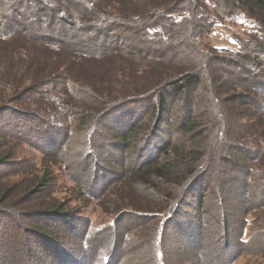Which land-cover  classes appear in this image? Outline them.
I'll list each match as a JSON object with an SVG mask.
<instances>
[{"label":"rangeland","instance_id":"374dc122","mask_svg":"<svg viewBox=\"0 0 264 264\" xmlns=\"http://www.w3.org/2000/svg\"><path fill=\"white\" fill-rule=\"evenodd\" d=\"M92 1L97 11L105 16L137 15L146 6V0ZM147 1L160 7L171 0ZM214 1L206 3V10L218 17L223 3L219 1L213 7ZM27 3L32 11L35 0H27ZM230 5H235L240 11L239 17L220 21L210 34L200 35L202 46L235 51L240 49V42L246 41V44L257 39L264 47V11L258 8L248 10L242 0ZM89 6L92 4L89 3ZM65 16L63 22L51 29L59 35L64 31L66 45L85 42L86 47H77L81 55L76 54L77 51L61 48L63 46H59L58 42L34 44L32 57H26L29 48L21 50L24 66L17 75L18 84L6 88L0 84V106L10 105L32 115L40 113L42 117H47L43 113L48 109L45 106L50 107L49 102H45V91H48L52 98L71 101L72 107L85 106L89 115L84 122L79 121L81 118L77 122L72 119L76 114L67 112L60 124L54 122L55 127L62 126L59 130L61 135L67 129L68 134L63 135L65 140L58 134L45 136L44 141L37 138L29 140L24 134L26 138H18L14 134L6 136L5 131L0 130V156L8 161L6 166L0 167V209L7 217L1 218L0 224V264H102V259L108 255L110 264H264V181L260 186L256 183L258 178H255L257 173L264 179V112H256L252 106L243 103L228 105L241 114L231 122L234 126L239 125L232 127V135H238L247 148L254 150V160L236 152H225L227 157H223L224 160L218 158V152L211 155L208 163L199 167L201 176L204 175L203 185H209L206 194H203L204 189L201 193L205 201L202 210H197L199 199L194 196L203 188L199 186L186 199L185 203L190 204L180 209L184 217L175 221L177 229L171 230L167 226L165 232H161L158 252L156 236L160 223L174 208V205L169 208L164 195L172 198L171 204L177 202L181 205V199H176L180 187L177 183L169 185L149 178L146 181L150 185H144L139 178L142 168L146 167L145 163L162 160L159 154L164 146L160 141L162 138L152 140V136H143L148 134L150 117H139L132 123L128 120L117 122L119 119L115 117L112 120L107 118L105 128L99 123L94 124L89 143L87 133L95 117L98 114L104 116L110 104L139 94L153 96L156 84L176 75L178 70L187 69L182 59L186 50L179 48L174 54L146 56L143 59L138 57L137 49H133L137 46L129 45L139 36L129 33L121 34L120 40L115 36L106 41L101 38L103 49L91 48L87 43L95 37L94 33L81 32L78 28L88 18L83 20L75 14L70 21L69 16ZM32 17L34 15L30 14L28 18L32 21ZM41 28L46 29L47 26L43 24ZM261 33L263 39L256 38ZM9 43L6 46L13 45ZM171 56L174 58L169 61ZM5 63L9 67L7 59H0V74H3L1 71L5 69ZM50 63L55 64L56 75L51 76L54 79L52 85L42 88L44 98L34 93L14 100L17 92L32 86L33 80L41 79L44 65ZM248 65L259 70L253 62ZM63 77H66L64 83L61 82ZM141 87L143 90L140 92ZM198 92L201 93L202 89ZM231 92L258 95L259 101H264L263 91L250 84H235L226 90L221 89L218 97ZM88 93L97 95L99 99H90ZM199 93L197 100L193 101L194 109L208 111L209 104L204 98H199ZM76 94L77 97L74 96ZM53 105L58 113H61L62 107H70L58 101ZM173 107L180 110L182 105L175 101ZM175 113L177 116L170 126L171 135L163 139L173 142L175 146L178 144L182 148V155L189 149L198 151L209 147L212 131L204 125L209 117L204 114L194 120L203 127L202 135L181 138L178 125L174 123L178 119V113ZM48 119L52 120V116ZM220 119H225V115L219 113ZM124 122L136 130L125 143L117 130L124 128L121 126ZM157 143L160 145L157 146ZM87 144L89 147L84 155L83 148ZM174 155L170 151L167 158L172 159ZM54 211L70 217L69 223L57 215L52 218L37 215L38 212ZM201 219L203 222L199 227L197 221ZM87 225L88 242L100 243L95 250L89 243L85 247L79 242L80 232H85L83 228ZM111 225L113 230L109 228ZM195 227L201 231L199 236V232L195 236L198 240L194 241L195 237L188 240L187 235L192 234ZM36 231L50 235V240L44 238L45 245H42L36 239ZM175 234L185 236L174 240L171 237ZM224 234L228 242H233L228 250L222 249L224 243L221 239L215 241ZM236 238L247 241V246H235ZM213 241L218 242L221 248L209 249Z\"/></svg>","mask_w":264,"mask_h":264},{"label":"trees","instance_id":"16d2710c","mask_svg":"<svg viewBox=\"0 0 264 264\" xmlns=\"http://www.w3.org/2000/svg\"><path fill=\"white\" fill-rule=\"evenodd\" d=\"M59 1L64 7L58 4ZM209 1L211 0H171L167 5L155 7L153 6V2L148 4L146 0V6L140 14L105 16L97 11L92 0H55V2L54 0H35V6L32 11L29 9L27 0H0V59H7L9 63H7L9 67H6V63L4 64L5 67L3 68L5 69L1 71L3 74H0V84L5 86L4 88L8 86H17V75L24 66V60H22V54L20 52L23 49L26 50L29 48L26 57H32L35 50L34 44H55L58 42L60 44L59 46H63L61 48L77 51L76 54L81 55L77 47H86L85 42L66 45L64 31L62 32L63 35H59L51 29L53 26L63 22L66 18L65 15L69 16L70 21L74 18L75 14L79 15L83 20H85L86 17L88 18V20L86 19V23L78 28L81 32L86 31L94 33L95 37H92V39L90 38L87 43L91 48L101 49L104 47L101 38H104L103 40L106 41L110 37L115 36L120 40L122 37L121 34L129 33L139 36L137 40L131 41L129 45H136L137 47H133V49H137L138 57L143 59H145L146 56L163 57L168 53L174 54L179 48L186 50L182 59L186 62L187 69L178 70L176 75L156 84L157 86L152 92L154 93L153 96H150V94H139V96L110 104L104 116L98 114L95 117V122L92 124L91 130L87 133V143H89V135L93 132L92 128L94 124L99 123L105 128V119L107 118L112 120V118L115 117L119 119L117 122L128 120V122L131 121L132 123L136 118L140 117L141 119L146 115L150 117L151 124L147 130L148 134H144L143 136H152V140L162 138L161 140L159 139L164 145L159 152V154H161L160 156H162V160H159V162L157 159H154L151 162L145 163L146 167L142 168V173L139 178L144 185H150V183L146 181L149 178L154 181H163L165 182L164 184L169 185L177 183L180 187L178 188L179 192L176 199H181V205H178L177 202L171 204L173 203L172 198L164 195L169 202V208L172 205H174V208L172 211H168L167 215L160 223L158 229L159 233L156 236V250L158 252H160L159 250L161 247V232H165L164 228L167 226L171 230L177 229L175 221L184 217L180 209L190 204L185 203V201L199 186H203V188H201L197 194L194 191V196L195 199H199L198 204H196L197 210H202L205 202L203 194H206L205 192L209 189V185H203L204 175L201 176L199 167L202 164L208 163V159L211 155L214 156V154L218 152V158L224 160V158L227 157V155H224L225 152H236L241 156L245 155L247 156L246 158H252L254 160V150L247 148L246 144L238 135H232V127L237 128L239 125L234 126L231 122H234L237 116L241 114L237 111H233V108H229L228 105L234 106L243 103L252 106L256 112H264V101H259L258 95L246 94L244 92H231L223 97H218L221 94V89L226 90L235 84H250L252 87H257L260 92L263 91L264 93V60H262V58H264V47L257 39L247 41L248 44H245L246 41L243 43L240 42V49L235 51L220 47L202 46L200 35L210 34L215 25L220 21L227 19L231 21L234 19L233 17L238 18V13L240 12L235 5H230V3H236L241 0H213L215 2H212L213 7H216V3H219V1L223 3L217 17L206 10V8H208L206 7V3ZM89 3L92 4L91 7H88ZM242 4L245 5L248 10L258 8L264 11V0H251L250 2L249 0H242ZM63 9H65V11ZM30 14L34 15L32 21L28 18ZM43 24L47 26V31L41 28ZM261 35L262 33L256 35V38L261 37ZM261 38L263 39V37ZM261 38L258 39L261 40ZM9 42L13 43V45L6 46V44H10ZM25 42L28 43L26 44ZM260 55H262V57ZM173 58L174 56H171L169 61ZM249 62H253L256 67H259V70L256 71L255 68L248 65ZM55 67V64L52 63L46 66L44 65L42 69L44 75L41 79L33 80L34 83L32 86L27 87L24 91L17 92L18 94L13 97L14 100H18L20 97H23L24 94L33 95L34 93H36L37 97L44 98V96H42V88L53 84L54 79L51 76L54 74L56 75ZM34 78L35 76L33 75L32 79ZM65 80L66 77H63L61 82L64 83ZM200 89H202L203 93L198 92ZM139 90L141 92L143 90L142 87ZM45 92H47L45 93V95L47 94V96H45V98L47 97L45 102H49L48 104L50 107L45 106V108L48 109H45L44 113H42L43 115L47 114V117H42L40 113L32 115L10 105H1L0 130H4L6 136L14 134L18 138L27 137L29 140L30 138L43 140L47 138L45 136H53V134L61 135L59 130H61L60 128L62 126L59 125L60 127H55L56 125L54 122L57 121L60 124V120H65L64 116L67 112H74L76 115L72 119L77 120V122H84L87 119V115L89 114L86 113L88 109L85 106L81 107L76 105L72 107L71 101L62 98H52L53 96L51 97L48 91ZM76 92L80 93L78 90ZM84 93L85 91H83V94ZM198 93L200 95L199 98L207 100L209 104L208 111L207 109L200 111H197L196 108L194 109L193 101L197 100ZM74 96L77 97L78 95L76 94ZM88 96L90 99L92 97L94 101L96 100L95 97H97V95L91 93H88ZM97 99L99 98L97 97ZM50 101L53 103L58 101V103L65 106L70 105V107H62L60 109L61 113H58L57 109L55 110L53 103ZM175 101H179L180 105H182V107L179 108L180 110H176L173 107ZM175 112H179L178 119L175 120L174 123L178 125L177 129L181 138H186L193 134L195 136L202 135L203 127H200V124H196L194 120L204 114L209 117L207 123H204L205 127H209L212 131V143L209 147H204L198 151H195L194 148L189 149L185 152V155H182V148L177 146L178 144L175 146L173 142L163 139V137H169L171 135L170 126L175 119V115L177 116ZM219 113L224 114L225 119H220L219 121ZM50 116H52V120L48 119ZM79 118H81V120L78 121ZM127 125L128 123L125 124L124 122L121 125L124 126V128L120 130L117 129L119 131L118 135H120L123 143L127 142L130 135L134 134L136 131L131 125L126 127ZM67 134L68 131L66 129L64 134L62 133L60 137L65 140L63 135L65 136ZM158 144L159 143H157V146ZM88 147V144L84 146V155ZM170 151H173L175 154L172 159L167 158ZM142 154L144 156L145 152ZM149 158L151 157H147L146 159ZM7 162L4 156H0V167L6 166ZM255 178H258V182H256L258 183L257 185L261 186L264 179L257 173H255ZM203 189L204 192L201 195ZM175 207H178V209ZM37 215H43L47 218H52L53 215H57V217L63 218V220L68 223L70 221V217H66L67 215L58 211L52 213L38 212ZM1 218H7L2 209H0V224L2 225ZM202 222V219L197 221V226L200 227ZM112 226L113 225L109 227L110 230H113ZM87 227L88 225L84 226L83 230H86L85 232L81 231L79 236V242L81 241V245L83 244L85 247H87L89 243V234L86 232ZM199 227H195L193 233L187 235L188 240L194 239L198 232V236L200 235L201 231ZM36 234V239H38L40 243L42 242V245H45L44 238L46 240L50 238V235L42 234L39 231H36ZM183 236H185V234H175L174 236L172 235L171 238L177 240ZM41 237H43V240ZM220 239L221 242L224 243L222 249L228 250L233 245V242H228V237L225 236V234L215 241ZM195 240H198V237H195L194 241ZM232 240L234 241V239ZM96 243H89V245L95 250L100 244L99 242ZM247 244V241H243L241 238H236L234 241V245L237 247H245ZM218 247L221 248L218 242L213 241L209 249H219ZM82 254L84 253L82 252ZM101 262L102 264H110L109 255L103 258ZM158 264H161V262Z\"/></svg>","mask_w":264,"mask_h":264}]
</instances>
